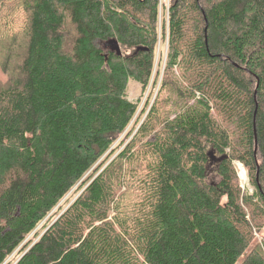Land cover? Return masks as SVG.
Segmentation results:
<instances>
[{
    "label": "trees",
    "instance_id": "16d2710c",
    "mask_svg": "<svg viewBox=\"0 0 264 264\" xmlns=\"http://www.w3.org/2000/svg\"><path fill=\"white\" fill-rule=\"evenodd\" d=\"M161 6L0 0V264L19 248L13 264H237L264 228V0H170L160 91L136 118Z\"/></svg>",
    "mask_w": 264,
    "mask_h": 264
},
{
    "label": "rangeland",
    "instance_id": "374dc122",
    "mask_svg": "<svg viewBox=\"0 0 264 264\" xmlns=\"http://www.w3.org/2000/svg\"><path fill=\"white\" fill-rule=\"evenodd\" d=\"M169 2L170 0H162V4H163V8L161 6L160 8V22H159V37H158V43L156 45V49H155V60H154V68H153V75L151 78V81L146 89V91H143L142 85L138 82H136L135 80H131L129 85H128V99L134 102H141L140 106H139V111L137 113V115L135 116L136 118L139 115L140 110L144 107V104L147 103V109L148 111L150 110L151 106L154 104L158 93L160 91V87H161V82L163 79V75H164V71H165V67H166V62H167V58H168V51H169V45H168V31L166 32V37L165 35L162 33L164 31H162V25H164L163 23L168 22V13H167V9L166 7L169 6ZM166 6V7H165ZM9 12L6 11V9H4L3 7H0V32L5 28V23L6 20L11 19L12 17L9 16ZM168 28V26H167ZM99 45L103 46L102 43L98 42ZM2 52V51H1ZM132 50H127V53H131ZM2 60V57H0V61ZM8 79V75H6L2 69H1V65H0V80L3 82H6ZM144 92V93H143ZM141 100V101H140ZM214 115L216 116V113L214 112ZM135 118V119H136ZM144 121V117H139L138 122L136 123H132L129 130L131 128H134L135 132L137 131V129L140 127L141 123ZM125 132L124 134H122L117 142L115 144H118L120 141H122L124 139V136L128 133ZM134 132V133H135ZM131 138L126 139V143L129 142ZM219 155L217 154V157ZM213 162V164L211 165L210 168V173H209V178L211 181H219V177L216 175L215 171L217 169V167L215 166L218 162V159L216 160V158H213L211 163ZM234 166L235 169L237 171L238 177H239V184L241 186V188L243 189V191H246L247 193H252L253 192V187L250 184V179H249V175L247 172V169L245 168V166L239 162V161H234ZM239 164H241L244 168L245 171V175H246V179L244 178L243 174H239ZM79 192H71L67 197H65V199L61 202V204H68L76 195H78ZM39 230V228L37 229ZM31 239H35V235L33 236L30 235L27 238L28 240ZM259 247L261 248V250L264 253V228H262L261 231H256L255 232V237L253 240V243L250 247V250L253 248ZM20 249V248H19ZM19 249L17 251H15L7 260V262L5 264H13L17 261V259L20 257L19 254ZM248 250L246 252V254L244 256H242L241 260L237 263V264H241L242 261L244 260V258L247 257V255L249 254Z\"/></svg>",
    "mask_w": 264,
    "mask_h": 264
},
{
    "label": "water",
    "instance_id": "95a60500",
    "mask_svg": "<svg viewBox=\"0 0 264 264\" xmlns=\"http://www.w3.org/2000/svg\"><path fill=\"white\" fill-rule=\"evenodd\" d=\"M115 44H116V50H117L118 55H122V52H121V49H120L118 42L115 41ZM256 113H257V109L255 111V115H256ZM256 143H257V137H256ZM211 156H213V154ZM257 182H259V173L257 174Z\"/></svg>",
    "mask_w": 264,
    "mask_h": 264
},
{
    "label": "built area",
    "instance_id": "2783aa9c",
    "mask_svg": "<svg viewBox=\"0 0 264 264\" xmlns=\"http://www.w3.org/2000/svg\"><path fill=\"white\" fill-rule=\"evenodd\" d=\"M240 172H241V174H243V176H245V171H244V168L241 164H239V174H240Z\"/></svg>",
    "mask_w": 264,
    "mask_h": 264
},
{
    "label": "bare ground",
    "instance_id": "6f19581e",
    "mask_svg": "<svg viewBox=\"0 0 264 264\" xmlns=\"http://www.w3.org/2000/svg\"><path fill=\"white\" fill-rule=\"evenodd\" d=\"M244 178L246 179V175L244 176Z\"/></svg>",
    "mask_w": 264,
    "mask_h": 264
}]
</instances>
